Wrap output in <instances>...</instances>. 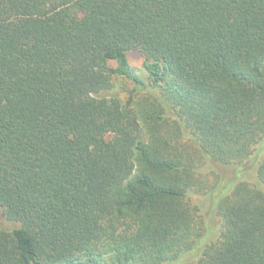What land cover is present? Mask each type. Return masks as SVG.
Masks as SVG:
<instances>
[{
  "label": "trees",
  "instance_id": "16d2710c",
  "mask_svg": "<svg viewBox=\"0 0 264 264\" xmlns=\"http://www.w3.org/2000/svg\"><path fill=\"white\" fill-rule=\"evenodd\" d=\"M262 142L264 0H0V264H264Z\"/></svg>",
  "mask_w": 264,
  "mask_h": 264
},
{
  "label": "rangeland",
  "instance_id": "374dc122",
  "mask_svg": "<svg viewBox=\"0 0 264 264\" xmlns=\"http://www.w3.org/2000/svg\"><path fill=\"white\" fill-rule=\"evenodd\" d=\"M131 66L136 69L137 74L145 81L146 89L143 91H139V97H144L148 94L154 93V90L151 88L150 80L147 76V73L144 71L143 63L144 58L141 52L139 51H131L128 54ZM115 66V63H112ZM115 91H117L122 97H127L129 92L134 91L135 85L132 81L127 79H118L115 81ZM257 154L264 157V142L257 148ZM219 172L223 175V179L225 181L235 180L238 176L239 169H234L231 167H220L218 168ZM241 173V172H240ZM250 177H253L252 175ZM254 180V177L251 179ZM195 202H197L201 209L204 211V214H208L210 211L211 203L206 197H197L195 198ZM211 218H208L212 223V226L217 227V218L215 216L207 215ZM186 261L194 262V256L187 257Z\"/></svg>",
  "mask_w": 264,
  "mask_h": 264
}]
</instances>
